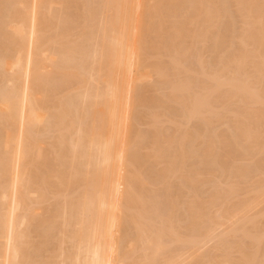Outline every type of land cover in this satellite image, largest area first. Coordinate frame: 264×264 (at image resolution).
Masks as SVG:
<instances>
[{
	"label": "bare ground",
	"instance_id": "bare-ground-1",
	"mask_svg": "<svg viewBox=\"0 0 264 264\" xmlns=\"http://www.w3.org/2000/svg\"><path fill=\"white\" fill-rule=\"evenodd\" d=\"M78 1L0 0V264H264V0Z\"/></svg>",
	"mask_w": 264,
	"mask_h": 264
},
{
	"label": "rangeland",
	"instance_id": "rangeland-1",
	"mask_svg": "<svg viewBox=\"0 0 264 264\" xmlns=\"http://www.w3.org/2000/svg\"><path fill=\"white\" fill-rule=\"evenodd\" d=\"M80 1H81V2H80ZM78 2H79V3H82V0H79ZM78 5H79V4H78ZM62 7H63V6H62ZM62 7H61V8H62ZM58 8L60 9V7H58ZM59 9H58V10H59ZM62 9H63V8H62ZM70 9L73 10V11L70 12L69 9H67L68 11H67L66 9H64V12L67 13V15L69 14L68 17L71 16V17H70V20H71V18L74 16V18H72V19H73V20H72V21H73V22H72V23H73L72 25H74V24H76V23L78 22V21H77V22H74L75 17H76V19H77V16H76V14H75L76 10H74L75 8H70ZM66 11H67V12H66ZM68 12H69V13H68ZM72 12H74V13H72ZM76 13H77V12H76ZM72 14H73V16H72ZM76 19H75V20H76ZM238 21H239V20H238ZM67 23L70 24L71 21H70V22H67ZM65 25H68V24L61 25V26L58 28V31H56V32H58V33H54V32H53L52 35L59 34V31H62V32H63V31H64V30H63V26L65 27ZM72 25H71V26L69 25V27H71V28H67V29H66V27H68V26H66V27H65V30L75 29L74 27H75L76 25L79 26V23H77L74 27H72ZM238 25H240L239 22L235 23V27L237 26V28H238V27H239ZM223 26H224V27H223ZM223 26H222V27L224 28V31H225V25H223ZM61 27H62V28H61ZM61 29H62V30H61ZM222 31H223V30H222ZM62 32H61V33H62ZM72 32H73V34H76V32H74V30H73ZM205 55H206V54H205ZM207 55L210 56V54H207ZM208 56L205 57V58H206V60H209V61L215 58L214 56H213L214 58H213L212 56H210L211 58L208 59V58H209ZM213 62H215V59L213 60ZM155 79H156V80H155ZM157 80H158V81H157ZM153 81H154V82H153ZM155 81H156V83H155ZM157 82H158V83H157ZM150 83L153 84L154 86H156V87L153 86L155 92L153 91V88H152L151 93H150L151 96L153 95V96H152L153 98H155V97L157 96V99H158V98L161 99V96L164 94L162 98H163V99H164V98L166 99V97H167V95H168V91H166V90H164L162 87H160V84H161V83L159 84V79H157V78L155 77V78L151 79V81L149 82V84H150ZM151 84H150V85H151ZM151 87H152V86H151ZM158 88H159V90H158ZM162 89H163V90H162ZM160 90H161V91H160ZM163 91H165V92H167V93H165V92H163ZM152 92H153L154 94H152ZM157 92H159V93H157ZM155 93H156V94H155ZM166 94H167V95H166ZM154 95H155V96H154ZM165 95H166V96H165ZM158 96H159V97H158ZM165 99H164V100H165ZM165 102L167 103L166 105H168V102H169V101L166 100ZM170 103H171V102H169V105L167 106V108H170L171 111H172V108H175L176 110L173 109V112L175 111V113H176V112L179 113V107H177V105H175V103H171V104H170ZM171 105H172V106H171ZM176 107H177V108H176ZM139 110H140V111L144 110V111H142V112H143V114H145V115H148V112H150V110L147 109V108H141V109H139ZM145 110H146V111L148 110V111L146 112ZM177 110H178V111H177ZM140 111H139V112H140ZM146 113H147V114H146ZM146 120H147V119L144 120L145 123H146L147 121H149V120H147V121H146ZM193 121H194V123H193ZM196 121H198V120L194 119V120H192V123H189L190 125L188 124V126H190L189 129H191L192 126L194 127V128L192 127V129H195V127H196V128H202L201 123H200L199 121H198V122H196ZM144 122H143V123H144ZM142 125H143V126H142ZM142 125H139V129H140V127H141L142 130H143V132H146V131L149 129V126H148V125L146 126V124H142ZM166 125L168 126V128H169V126H171L170 124H166ZM195 125H196V126H195ZM197 125H201V126H197ZM218 125H219V124H217V126H218ZM167 126H166V127H167ZM223 126H226V125H223ZM171 127H172V126H171ZM213 127H214V128H213ZM213 127H212V128L215 129L216 125H213ZM212 128H211V129H212ZM226 128H227V127H225V128L223 127V129H222V126L220 125L219 127H216L215 130H213V129H212V130H213L214 132H217V133H218V132H220V133H221V132L225 133V132L228 131V129H226ZM170 129H171V128H170ZM172 129H173V127H172ZM192 129H191V130H192ZM218 129H220V130H218ZM144 130H145V131H144ZM216 130H218V131H216ZM148 131H149V130H148ZM171 131H172V130H171ZM47 136H50V137H51V135H46V136L44 137V140H45V139H46V140H47V139L50 140V138H48ZM45 142L48 143V141H45ZM199 144H200V142L198 143V145H199ZM143 170H144V171H143V173H144L146 170H145V169H143ZM147 172H148V171H147ZM145 173H146V172H145ZM206 186H207L208 188H207ZM206 186H204L206 189H205L204 187L201 188L203 192H204V191H205V192H209V191H210V189H211V188H210V187H211V184H210V185L208 184V185H206ZM209 188H210V189H209ZM205 192H204V193H205ZM49 197H50V196H49ZM49 200H51V197L49 198ZM49 200H48V203H45V204H47V205H46V206L44 205V209H45V210H47L48 207H51V206L53 205L52 203H54L53 200H51L50 202H49ZM49 204H50V206H49ZM48 209H49V208H48ZM45 210H44V212L46 213ZM44 212H43V213H44ZM45 213H44V214H45ZM210 245H211V248H210L209 245L207 246V247L210 248V249H208L207 247H206L205 249H206V250H207V249H208V250H211V249H212V244H210ZM205 249H204V250H205Z\"/></svg>",
	"mask_w": 264,
	"mask_h": 264
}]
</instances>
